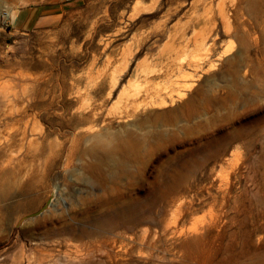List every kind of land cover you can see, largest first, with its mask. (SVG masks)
<instances>
[{
    "label": "rangeland",
    "instance_id": "rangeland-1",
    "mask_svg": "<svg viewBox=\"0 0 264 264\" xmlns=\"http://www.w3.org/2000/svg\"><path fill=\"white\" fill-rule=\"evenodd\" d=\"M63 1L0 0V264H264V0H81L12 21ZM73 136L71 162L45 166ZM96 148L121 150L117 167ZM28 182L37 196H17Z\"/></svg>",
    "mask_w": 264,
    "mask_h": 264
},
{
    "label": "bare ground",
    "instance_id": "bare-ground-1",
    "mask_svg": "<svg viewBox=\"0 0 264 264\" xmlns=\"http://www.w3.org/2000/svg\"><path fill=\"white\" fill-rule=\"evenodd\" d=\"M2 15H4V17H9V13L6 10L4 12H2ZM12 19L14 20V23H16V19H17L16 15H12ZM158 99H159V97H158ZM159 101L160 102L157 103L156 107L162 108V107L166 106V103L163 101L162 98H160ZM153 102H154L153 105H155V101H153ZM190 115L191 114L189 112V116ZM24 135L25 134H23V137H24ZM75 150L76 149H75V137L74 136L72 137L71 140H69V145L67 147L62 146L59 152H56V150H53L49 145V152H48V155L46 156V159H45V166L48 164V162H50V160L54 159L55 157L61 156L62 154L64 156V165L68 164L69 162H71L70 160L73 158ZM121 150H122L123 157L125 159H128L129 157L132 158L133 156H136L139 153H141L142 148H138V146L135 147V145H124ZM121 150H119V151H121ZM119 151L117 148H115V149L111 150V152L109 154H105L102 149L96 148V150L94 151V156H95V161H96L95 167L97 169H101V167L104 163H108V164L110 163L113 168L117 167L118 160H115L113 158V153L114 152L117 153ZM45 152H46L45 149L44 150L42 149V151H40V154L43 155V154H45ZM66 167H67V165H66ZM40 184H41V181H40ZM54 187H55V190H58L56 186H54ZM39 188H40L39 189L40 191H38L39 195H40L39 197H43L44 194L47 192L46 188L44 186L41 187V185ZM40 192H41V194H40ZM56 192L57 191H54L53 194H55ZM33 194H35V195L37 194L36 188L33 186V184L31 182H28L20 189L19 195H17V196L31 197ZM8 195L9 194H7L5 197L9 198ZM38 200L39 199H29V201L26 203V205H22L21 200H17V201H15V203L13 205L4 206V211L8 212V214L14 213V212H20V211L25 212V211H28L29 209L33 208L35 205H37ZM50 202H51V199L45 204V206L40 211L46 210L47 207L49 206ZM24 219L25 218L21 219L19 221V223L22 222ZM60 230H61V233H63L64 235H76V230H75L74 226L71 224H68L65 221H64V224ZM85 235H88V233L85 234V232H83V234L81 236H85Z\"/></svg>",
    "mask_w": 264,
    "mask_h": 264
},
{
    "label": "crops",
    "instance_id": "crops-1",
    "mask_svg": "<svg viewBox=\"0 0 264 264\" xmlns=\"http://www.w3.org/2000/svg\"><path fill=\"white\" fill-rule=\"evenodd\" d=\"M81 0H65L61 4L54 7H34L28 9L27 11L19 12L16 15L17 21L15 24L19 28L25 29L35 24L36 20L42 17L45 13H49L51 11H62L63 9L71 8L74 6L80 5ZM12 18V17H11ZM14 22V20L12 19Z\"/></svg>",
    "mask_w": 264,
    "mask_h": 264
}]
</instances>
